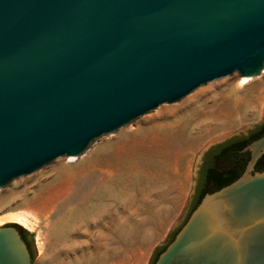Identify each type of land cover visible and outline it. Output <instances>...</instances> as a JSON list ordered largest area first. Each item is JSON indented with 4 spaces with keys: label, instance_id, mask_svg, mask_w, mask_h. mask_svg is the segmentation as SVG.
Instances as JSON below:
<instances>
[{
    "label": "water",
    "instance_id": "1",
    "mask_svg": "<svg viewBox=\"0 0 264 264\" xmlns=\"http://www.w3.org/2000/svg\"><path fill=\"white\" fill-rule=\"evenodd\" d=\"M263 71L264 0H0V188L211 81ZM263 120L200 149L182 216L157 247L187 217L203 153ZM245 149V172L203 196L155 264H264V170L252 172L264 135ZM4 224L0 264H32Z\"/></svg>",
    "mask_w": 264,
    "mask_h": 264
},
{
    "label": "rangeland",
    "instance_id": "2",
    "mask_svg": "<svg viewBox=\"0 0 264 264\" xmlns=\"http://www.w3.org/2000/svg\"><path fill=\"white\" fill-rule=\"evenodd\" d=\"M263 112L264 71L247 83L238 72L211 81L97 139L79 157H59L12 180L0 188V215L18 211L32 219V226L12 222L34 238L32 264H149L182 216L200 149L256 124ZM97 169L118 215L110 231L77 215L83 188L73 194L67 178Z\"/></svg>",
    "mask_w": 264,
    "mask_h": 264
},
{
    "label": "flooded vegetation",
    "instance_id": "3",
    "mask_svg": "<svg viewBox=\"0 0 264 264\" xmlns=\"http://www.w3.org/2000/svg\"><path fill=\"white\" fill-rule=\"evenodd\" d=\"M264 135V120L254 126L249 128L246 132L233 135L226 140L213 144L210 146L202 155L201 161L198 167V176L195 190L193 193L192 202L199 195V185L202 186H217L226 182H232L240 177L245 170L252 158V152L250 149H245V147L253 142L254 140L260 138ZM224 157L230 163V166L225 169H219V172L224 175L223 180L214 181L209 178L210 170L218 165V159ZM264 170V153L257 159L254 164L252 172L263 171ZM12 223V222H11ZM7 223L4 225H10ZM16 224V223H15ZM21 237L26 242L29 252L32 256L33 254V244L30 240L28 234L22 232L19 227H17Z\"/></svg>",
    "mask_w": 264,
    "mask_h": 264
},
{
    "label": "bare ground",
    "instance_id": "4",
    "mask_svg": "<svg viewBox=\"0 0 264 264\" xmlns=\"http://www.w3.org/2000/svg\"><path fill=\"white\" fill-rule=\"evenodd\" d=\"M241 78L243 83H247L249 81L248 77ZM98 172L103 173L101 169L87 172L83 175L68 173L67 178L70 180L71 186L73 188V194L76 193L79 188H81L79 186L80 184L83 188H81L83 191L82 199L85 203L77 210V215L82 218H95L96 224L100 229L104 231H110L113 229L118 215L114 210L115 205L111 206V203H107L105 201L106 195H110V193L105 186L99 184L97 176ZM63 175L64 174L60 175L59 179L63 177ZM5 222H17L25 226H32L33 224V221L30 217L18 211H12L0 215V224Z\"/></svg>",
    "mask_w": 264,
    "mask_h": 264
},
{
    "label": "trees",
    "instance_id": "5",
    "mask_svg": "<svg viewBox=\"0 0 264 264\" xmlns=\"http://www.w3.org/2000/svg\"><path fill=\"white\" fill-rule=\"evenodd\" d=\"M230 166V163L227 161L226 158L224 157H221L218 159V165L214 168H212L210 170V173H209V178L211 180H214V181H218V180H223L224 179V175H222L220 172H219V169H225L226 167ZM230 182H226V183H223L221 185H217V186H202L204 184H200L199 185V195L197 196V198L191 203L190 205V208H189V211H188V214H187V217L184 221V223L175 231L171 234V236L169 237L168 239V242L163 246V247H157L156 248V251H155V254L152 258V261H151V264H155L159 255L161 254V252H163L166 247L174 240L176 234L178 233V231L181 229V227L185 224V222L188 220L189 216L191 215V213L193 212V210L198 206V204L200 203V201L202 200L203 196L208 193V192H213L215 190H218L220 189L221 187L229 184ZM11 225H15L17 227H19V229L24 232L25 234H29V232L22 228L20 225L18 224H15V223H11ZM34 258V252L32 254V259Z\"/></svg>",
    "mask_w": 264,
    "mask_h": 264
}]
</instances>
